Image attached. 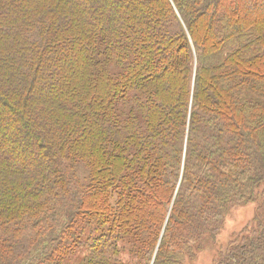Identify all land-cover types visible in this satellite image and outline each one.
<instances>
[{"label":"trees","instance_id":"16d2710c","mask_svg":"<svg viewBox=\"0 0 264 264\" xmlns=\"http://www.w3.org/2000/svg\"><path fill=\"white\" fill-rule=\"evenodd\" d=\"M264 264V0H0V264Z\"/></svg>","mask_w":264,"mask_h":264},{"label":"rangeland","instance_id":"374dc122","mask_svg":"<svg viewBox=\"0 0 264 264\" xmlns=\"http://www.w3.org/2000/svg\"><path fill=\"white\" fill-rule=\"evenodd\" d=\"M256 204L248 203L233 207L225 218L224 227L215 241L209 242L189 264H214L220 253L234 240L241 239L242 231L253 223ZM152 264V261H151Z\"/></svg>","mask_w":264,"mask_h":264}]
</instances>
